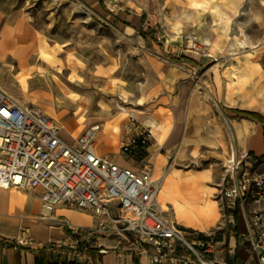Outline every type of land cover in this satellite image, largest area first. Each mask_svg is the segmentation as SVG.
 I'll return each mask as SVG.
<instances>
[{"label":"rangeland","instance_id":"obj_1","mask_svg":"<svg viewBox=\"0 0 264 264\" xmlns=\"http://www.w3.org/2000/svg\"><path fill=\"white\" fill-rule=\"evenodd\" d=\"M98 1L106 15L85 0H0L4 26L21 21L17 35L25 39L24 49L12 44L10 58L0 60V87L8 83V93L39 106L75 137L103 124L97 148L122 165H137L121 150L124 127L144 131L164 216L216 250L233 229L221 196L238 142L224 116L244 121L225 108L264 117V3L257 0L252 11L250 0ZM117 11L134 12L142 23L129 30ZM185 54L193 63L184 62ZM110 100L144 121L111 108ZM251 127L248 153L260 154V163L263 130L253 120ZM189 213L202 227L180 219Z\"/></svg>","mask_w":264,"mask_h":264},{"label":"built area","instance_id":"obj_2","mask_svg":"<svg viewBox=\"0 0 264 264\" xmlns=\"http://www.w3.org/2000/svg\"><path fill=\"white\" fill-rule=\"evenodd\" d=\"M102 124L91 125L68 141L64 129L39 106L24 104L0 87V188L42 191V218L59 205L90 210L93 225L76 227L67 218L58 222L69 237L73 256L97 246L96 237L113 236L147 264H224L211 258L212 241L190 238L164 216L158 196L160 179L146 161L149 135L135 134L127 124L121 150L136 166H124L97 151ZM230 182L222 189L223 215L234 228L242 211L252 257L264 264V160L244 154L230 161ZM10 244L27 246L26 230ZM101 254L107 253L100 247Z\"/></svg>","mask_w":264,"mask_h":264},{"label":"crops","instance_id":"obj_3","mask_svg":"<svg viewBox=\"0 0 264 264\" xmlns=\"http://www.w3.org/2000/svg\"><path fill=\"white\" fill-rule=\"evenodd\" d=\"M85 3L94 13L99 15L107 14L101 1L85 0ZM111 11L114 10H112L111 8ZM119 11H117L116 14L119 15L120 20L122 21V25L126 26V28L129 30L136 31V27L138 28L142 23V18L134 12L132 14H128L126 12L120 13ZM6 18L7 16L0 14V31L2 34L0 39V60H8L10 58L11 53L14 52L12 51V44H15L16 47L20 46L23 49L25 46L23 45L25 42L24 36L17 35L19 30L17 29L16 25H20L22 22L18 21L17 23V20L13 19L15 24L14 26H9L8 24H5L4 26V20ZM22 26H25V23ZM141 37H143L145 42L146 36ZM184 62L193 63V61H191V58H189L186 54L184 55ZM217 97H219V95ZM16 99L24 103L19 98ZM225 110L230 111L235 115L243 116L244 121L241 123L230 121V119L227 117L229 123L234 129V133L238 142L237 147H235L236 159H240L244 154L249 155L248 152L252 151V133L249 134V131H252V120L258 122L261 125L263 130V138L264 123H260L258 120L241 113L243 111L252 112L250 110H241L238 108H225ZM100 132L98 134V138ZM64 135L68 141L73 142L75 136L72 133L67 134V132H64ZM123 139L121 140V143ZM149 149L150 146L148 147L147 152L144 154L146 161L149 158V156L147 155ZM238 150L242 152L240 158L239 156H237ZM97 151L100 155L108 156L101 149L97 148ZM258 155L260 154L256 153L255 157H253L252 155L249 156L250 158L257 157V159H259L260 156ZM114 160L119 162V158ZM126 163L129 164L126 166H136L129 162ZM41 196L42 191L38 189L23 190L15 188H0V264L148 263L146 257H140L131 249H124L123 245H119L116 242L115 237L113 236L96 237L97 246L91 248L87 252L82 253L80 256H73L71 254L72 251H70L69 248V242L63 241L64 239H68L69 237L67 230L61 229L57 237L53 235L52 230L48 232L44 231V233L48 236L47 238L35 237L32 233L33 227L52 226L56 223L54 222V220H59L60 218H67L72 222L74 226L81 228L91 226L95 222L94 214L92 211L78 209L70 207L68 205H59L49 219H44L42 218ZM159 204L161 206L160 201ZM235 217L237 228H234L232 226L233 229L231 230L227 240L218 242L221 247L216 248L214 253L211 254V258L216 262H221L224 264H258V261L252 257L250 241L245 238L247 226L245 223L243 212L241 210L237 211ZM22 230H26V235L30 236V238H32L33 240L32 243L27 246H17L14 244H10V242H13L17 237L22 235ZM100 247H106L108 249V252L101 254L99 252Z\"/></svg>","mask_w":264,"mask_h":264},{"label":"bare ground","instance_id":"obj_4","mask_svg":"<svg viewBox=\"0 0 264 264\" xmlns=\"http://www.w3.org/2000/svg\"><path fill=\"white\" fill-rule=\"evenodd\" d=\"M251 1V10L253 11V9L255 7H257V0H250ZM262 3H264L263 0H261ZM140 41L141 42H144V39L143 37H139ZM5 89H10L12 90V92L14 93V90L11 87H9V84L7 83L5 86H4ZM142 91H144V86L142 85ZM92 98H91V95H89V101H91ZM109 105H111L110 107L111 108H117L119 109L121 112V114H129V116L135 120H138L140 122H143L144 119H142V116H141V113L136 111V110H132V111H127L125 108L121 107L119 104H116L113 100H110L109 102ZM138 105L140 106H144L145 105V101L144 99L142 98L140 100V102L138 103ZM146 118H150L149 116H146ZM224 121L226 124H230L229 123V120L227 117H224ZM155 129H153L151 132L152 134L155 136H158V131H159V128L157 126H154ZM233 148V155L231 156V160H236V150H235V146L232 147ZM121 158L119 157V162H120ZM125 165H129L128 163H126L125 161H123ZM197 216L193 213H189V214H184L183 216H180V219L181 220H184L187 224L191 225V226H195V227H202L200 225V220H198V218H196ZM198 220V221H197ZM54 221H58V220H54ZM61 225L56 222L54 225L52 226H42V227H33L32 228V233L35 237H44V238H47V234L44 233V231L48 232L50 230L53 231V235L55 237L58 236V233L59 231H61Z\"/></svg>","mask_w":264,"mask_h":264},{"label":"trees","instance_id":"obj_5","mask_svg":"<svg viewBox=\"0 0 264 264\" xmlns=\"http://www.w3.org/2000/svg\"><path fill=\"white\" fill-rule=\"evenodd\" d=\"M241 113L258 120L260 123H264V117L256 112L243 111Z\"/></svg>","mask_w":264,"mask_h":264}]
</instances>
